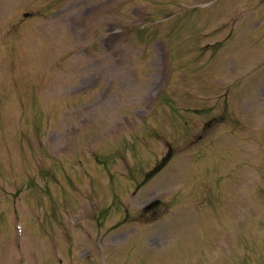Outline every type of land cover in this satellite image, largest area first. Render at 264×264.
Returning <instances> with one entry per match:
<instances>
[{
  "label": "rangeland",
  "instance_id": "rangeland-1",
  "mask_svg": "<svg viewBox=\"0 0 264 264\" xmlns=\"http://www.w3.org/2000/svg\"><path fill=\"white\" fill-rule=\"evenodd\" d=\"M257 1L0 0V264H264Z\"/></svg>",
  "mask_w": 264,
  "mask_h": 264
}]
</instances>
